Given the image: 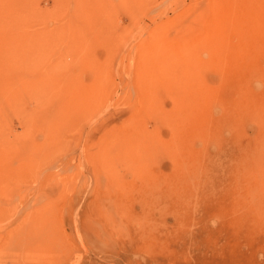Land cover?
<instances>
[{"label":"rangeland","instance_id":"rangeland-1","mask_svg":"<svg viewBox=\"0 0 264 264\" xmlns=\"http://www.w3.org/2000/svg\"><path fill=\"white\" fill-rule=\"evenodd\" d=\"M0 101V264H264V0H0Z\"/></svg>","mask_w":264,"mask_h":264},{"label":"bare ground","instance_id":"bare-ground-1","mask_svg":"<svg viewBox=\"0 0 264 264\" xmlns=\"http://www.w3.org/2000/svg\"><path fill=\"white\" fill-rule=\"evenodd\" d=\"M1 101H3V100H1ZM1 101H0V103H1ZM4 102L6 103L7 100L4 101ZM4 102H2V103H4ZM0 145H1V143H0ZM1 147H2V148H1ZM0 149H4V150H6V148H4V146H3V144L0 146ZM1 151L3 152V150H1ZM2 152H1V153H2ZM3 154H4V153H3ZM75 202H76V201H75ZM79 204H80V203H79ZM75 205H76V203H75ZM64 211H65V210H64ZM90 211H91V209H90ZM90 211H89V212H90ZM115 211H116L115 213H118V212H119V211L117 212V210H115ZM91 212H92V211H91ZM63 213H65V212H63ZM119 214H120V213H119ZM119 214H118V215H119ZM90 215H91V213H90ZM93 216H94V215H93ZM95 216H97V215H95ZM98 216H99V215H98ZM73 217H74V216H73ZM50 218H52V217H50ZM81 218H82V217H81ZM89 218H90V217H89ZM92 218H93V217H92ZM92 218H91V219H92ZM94 218H95V217H94ZM97 218H98V217H97ZM97 218H95V219H97ZM44 219H45V218H44ZM48 219H49V217H48ZM48 219H47V220H48ZM76 219H77V218H76ZM83 219H85V218H83ZM83 219H80V220L82 221ZM95 219H94V220H95ZM47 220H46V221H47ZM52 220H53V219H52ZM52 220H51V222H52ZM78 220H79V218H78ZM98 220H99V219H98ZM42 221H43V219H42ZM96 221H97V220H96ZM79 222H80V221H79ZM44 223H45V222H44ZM48 223L50 224V220H49ZM72 223H73V221H72ZM76 223H77V222H76ZM82 223H83V222H82ZM42 224H43V222H42ZM45 224H46V223H45ZM49 224H48V225H49ZM52 224L54 225V224H56V223H55V222H54V223L52 222ZM52 224H51V225H52ZM79 224H80V223H79ZM43 225H44V224H43ZM46 225H47V224H46ZM46 225H45V226H46ZM77 225H78V224H77ZM82 225H83V224H82ZM80 226H81V225H80ZM86 226H87V225H86ZM43 227H44V226H43ZM46 227H47V226H46ZM79 229H80V228H79ZM76 233H78V232H76ZM78 236H79V235H78ZM78 236H77V237H78ZM81 237H82V236H81ZM83 238H84V237H83ZM83 240H84V239H83ZM81 241H82V240H80V243H81ZM88 241H89V240H88ZM84 242H85V241H84ZM72 248H73V247H72Z\"/></svg>","mask_w":264,"mask_h":264}]
</instances>
